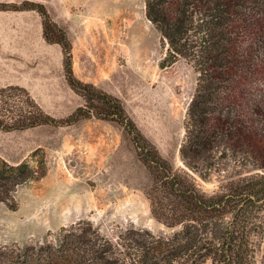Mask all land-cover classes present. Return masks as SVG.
Returning <instances> with one entry per match:
<instances>
[{
    "label": "trees",
    "instance_id": "16d2710c",
    "mask_svg": "<svg viewBox=\"0 0 264 264\" xmlns=\"http://www.w3.org/2000/svg\"><path fill=\"white\" fill-rule=\"evenodd\" d=\"M0 9L40 13L45 39L62 47L66 79L84 99L57 118L26 87H0V128L93 117L118 122L151 175L153 216L181 226L169 236L130 227L110 238L90 220H79L54 239L1 246L0 264H255L264 246V0H146L147 17L167 45L162 64L185 59L198 72L180 152L188 170L222 177L214 193L162 155L119 97L75 75L72 41L45 4L0 3ZM46 172L44 157L11 163L0 155V202L18 209V187Z\"/></svg>",
    "mask_w": 264,
    "mask_h": 264
},
{
    "label": "rangeland",
    "instance_id": "374dc122",
    "mask_svg": "<svg viewBox=\"0 0 264 264\" xmlns=\"http://www.w3.org/2000/svg\"><path fill=\"white\" fill-rule=\"evenodd\" d=\"M45 4L72 41L75 75L121 99L162 155L214 193L222 177L203 178L181 157L185 121L198 72L185 59L163 65L167 45L148 19L146 0H0ZM26 87L49 114L64 118L84 103L68 83L62 47L43 35L42 16L0 9V87ZM37 153L34 155V152ZM0 155L11 163L44 157L47 172L15 192L18 209L0 202V247L54 239L63 227L90 220L110 238L130 227L169 236L151 211V175L131 136L116 121L87 118L70 125L0 128ZM264 246L256 254L262 264ZM205 264H212L211 261Z\"/></svg>",
    "mask_w": 264,
    "mask_h": 264
}]
</instances>
